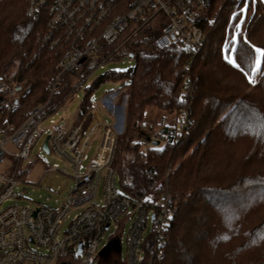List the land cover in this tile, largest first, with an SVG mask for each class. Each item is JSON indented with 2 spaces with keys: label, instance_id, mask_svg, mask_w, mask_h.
<instances>
[{
  "label": "trees",
  "instance_id": "1",
  "mask_svg": "<svg viewBox=\"0 0 264 264\" xmlns=\"http://www.w3.org/2000/svg\"><path fill=\"white\" fill-rule=\"evenodd\" d=\"M176 1L181 11L188 9ZM27 2L0 0V79L30 85L9 103L0 95V137L35 107L60 101L74 84L75 74H60L59 53L44 44L45 14L28 16ZM194 22L204 40L192 57L179 44L158 49L160 26L141 28L111 58L128 57L134 65L98 77L78 115L91 106L97 85L119 81L127 95L112 161L119 191L137 201L168 192L175 202L162 255H153V237L146 235L140 264H264V55L256 51L264 50V0H203ZM147 106L174 113L176 120L184 110L188 121L179 133L165 126L156 135L162 145L142 152L129 139ZM126 152L133 157L126 159ZM116 248L113 241L90 264H125ZM62 262L78 264L70 255L56 264Z\"/></svg>",
  "mask_w": 264,
  "mask_h": 264
},
{
  "label": "built area",
  "instance_id": "2",
  "mask_svg": "<svg viewBox=\"0 0 264 264\" xmlns=\"http://www.w3.org/2000/svg\"><path fill=\"white\" fill-rule=\"evenodd\" d=\"M182 2L188 9L181 11L176 0H28V16L45 14L44 44L59 53L60 74L73 72L75 79L60 101L54 104L48 101L44 106L35 107L17 129L10 134L4 133L0 139V161L5 155L13 161L5 172L0 173V264H56L68 255L76 258L78 264H90L99 253L97 243L104 231L111 224L117 230L118 223L128 219L131 224L126 236L124 263L142 262L145 237L149 234L154 241L153 255L156 258L162 255L159 246L163 243V230L176 212L175 202L168 192L139 201L120 193L112 161L122 128L117 130L115 124L113 127L104 125L92 106L81 116L77 114L72 126L58 127L49 135V151L65 160L72 169L73 185L62 203L56 208L27 205L2 208L1 205L20 195L16 192L18 163L29 157L39 120L59 109L73 91L96 69L111 61L114 53L141 28L149 24L160 26L154 39L158 49L179 44L190 57L193 56L204 40L203 31L194 22L202 0ZM185 67L188 68V63ZM58 77L53 79L50 96L56 90ZM29 89L30 85L16 78L0 79V95L7 103ZM188 93L189 85L185 83L182 96L185 98ZM89 99H93V94ZM187 121L183 110L177 121L180 129L186 127ZM99 132V146L89 157V146ZM50 168L58 170L57 164ZM99 186L102 196L97 199ZM75 210L78 211L70 216ZM66 219H69L67 228L59 237ZM148 221L150 230L144 235ZM117 238L114 241H118Z\"/></svg>",
  "mask_w": 264,
  "mask_h": 264
},
{
  "label": "rangeland",
  "instance_id": "3",
  "mask_svg": "<svg viewBox=\"0 0 264 264\" xmlns=\"http://www.w3.org/2000/svg\"><path fill=\"white\" fill-rule=\"evenodd\" d=\"M201 7L202 2L200 8L197 9L196 15L201 10ZM192 8L194 9V7ZM133 65V60L128 57H123L116 61H108L102 68L96 69L75 91H73L71 96L64 101V104L59 109L39 120L34 130L35 143L30 149L29 157L18 163L20 175L17 177L19 184L16 192L20 195L15 199L3 202L1 205L2 208L9 205H27L31 208L37 206L56 208L62 203L67 192L73 185V180L71 178L72 169L68 166L65 160L59 158L52 150L48 153L41 150L43 141L54 129L58 127H70L76 122L80 102L85 96V88L92 85L98 77L109 70L123 71L131 68ZM13 78L14 77L8 78V80ZM119 85V81H109L97 85L92 92L93 99L91 100V106L97 111L99 117L103 120L104 125L113 127L115 124L117 130L122 128V131H120L118 135L122 134L124 130L125 119L122 116V112L123 110L125 111L127 99L125 87L119 88ZM109 93L112 95L106 97L105 101H102L105 95H108ZM107 99L109 100L106 101ZM121 120L123 121L121 122ZM178 120L179 117H177L176 120L174 113L165 112L154 106H147L144 110L139 126L135 129L129 139L130 144L138 143L139 151L142 152L152 145V140H157L159 141V145H162L164 141L160 137H156L157 133L161 132L165 126H168L169 128L174 129L176 133H179L180 127L177 123ZM118 126L120 127L118 128ZM99 136L100 132L97 133L89 146L87 152L89 157L94 155L99 146ZM175 137L178 138V135ZM132 157V152L125 153L126 159H131ZM12 163V158L5 155L0 161V173L5 172ZM54 164H57L58 170L50 168ZM116 187L118 190H121L118 181L116 182ZM101 196L102 188L99 186L96 191V198L99 199ZM77 211L78 210L72 211L70 216ZM68 222L69 219L64 221L58 233L59 237L63 235ZM130 224L131 219L126 220L124 223L119 222L117 230L114 229L111 224L110 227L104 231L101 239L98 241L97 252L105 249L110 244V241L115 240V237L117 236L121 247L119 258L123 259L126 252V236ZM149 230L150 223L148 221L144 235L148 233Z\"/></svg>",
  "mask_w": 264,
  "mask_h": 264
},
{
  "label": "water",
  "instance_id": "4",
  "mask_svg": "<svg viewBox=\"0 0 264 264\" xmlns=\"http://www.w3.org/2000/svg\"><path fill=\"white\" fill-rule=\"evenodd\" d=\"M79 63H80V62H79ZM48 139H49V136H47V137L45 138V140L43 141V143H42V145H41V150H43L45 153H48V152H49V148H48V144H47ZM158 144H159V141H157V140L152 141V145L157 146ZM35 212H36V211L33 212V215H35ZM105 228H107V225L105 226ZM113 241H114V240H111V241H110V244H111ZM116 242H117V248H116V251H117V253H120V243H119L118 241H116ZM110 244H109V245H110ZM109 245H108L105 249L99 251L98 254H99V255H103V254L105 253V251L108 249ZM80 251H81V249H80V247H79L78 252H80ZM61 264H65V263L62 262Z\"/></svg>",
  "mask_w": 264,
  "mask_h": 264
},
{
  "label": "snow or ice",
  "instance_id": "5",
  "mask_svg": "<svg viewBox=\"0 0 264 264\" xmlns=\"http://www.w3.org/2000/svg\"><path fill=\"white\" fill-rule=\"evenodd\" d=\"M248 10V4L246 3L245 6L241 9V12H246ZM237 27H239V25H237ZM256 51L261 54V55H264V50H261V49H256ZM230 63H233V61L229 60ZM252 81L250 80V83ZM226 238V237H225Z\"/></svg>",
  "mask_w": 264,
  "mask_h": 264
},
{
  "label": "crops",
  "instance_id": "6",
  "mask_svg": "<svg viewBox=\"0 0 264 264\" xmlns=\"http://www.w3.org/2000/svg\"><path fill=\"white\" fill-rule=\"evenodd\" d=\"M110 95H112V94L109 93L108 95H105V97L103 98L102 101H105V98L108 97V96H110ZM108 100H109V99H107L106 101H108ZM106 103H107V102H106ZM122 116L124 117L123 112H122ZM77 118H78V116H77ZM121 121H123V120H121Z\"/></svg>",
  "mask_w": 264,
  "mask_h": 264
}]
</instances>
